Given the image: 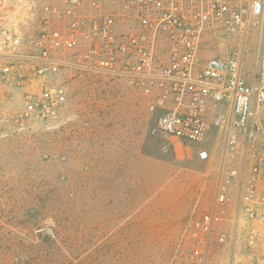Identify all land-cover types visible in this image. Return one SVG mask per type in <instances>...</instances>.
<instances>
[{
    "label": "rangeland",
    "instance_id": "obj_1",
    "mask_svg": "<svg viewBox=\"0 0 264 264\" xmlns=\"http://www.w3.org/2000/svg\"><path fill=\"white\" fill-rule=\"evenodd\" d=\"M65 5L0 0V27L29 48L69 20L59 17ZM252 43L248 69L257 36ZM223 44L206 41L202 55L226 54ZM24 73L23 88L0 78V95L10 96L0 115V264H249L233 255L232 241L213 243L207 260L196 255L197 222L222 167L249 166L242 155L226 157L220 130L202 144L178 142L155 130L162 111L124 78L75 69L40 76L28 64ZM29 93L41 97L32 111ZM50 95L54 117L43 108ZM201 148L209 159L199 158Z\"/></svg>",
    "mask_w": 264,
    "mask_h": 264
},
{
    "label": "built area",
    "instance_id": "obj_2",
    "mask_svg": "<svg viewBox=\"0 0 264 264\" xmlns=\"http://www.w3.org/2000/svg\"><path fill=\"white\" fill-rule=\"evenodd\" d=\"M65 4L59 17L69 20L49 25L29 48L19 32L0 27V78L23 88L26 64L40 76L75 69L121 77L162 111L155 130L168 138L202 144L220 130L226 157L242 155L249 166L222 167L215 200L197 222L196 255L207 260L213 243L239 241L250 254L249 264H264V0ZM254 36L258 51L248 69ZM212 39L223 41L227 53L204 57V44ZM26 97L27 111L41 102L35 94ZM48 97L43 108L54 117L58 102ZM9 101V95H0V115ZM211 154L207 148L198 151L202 160ZM227 222L240 234L220 227Z\"/></svg>",
    "mask_w": 264,
    "mask_h": 264
},
{
    "label": "crops",
    "instance_id": "obj_3",
    "mask_svg": "<svg viewBox=\"0 0 264 264\" xmlns=\"http://www.w3.org/2000/svg\"><path fill=\"white\" fill-rule=\"evenodd\" d=\"M178 142H181V141H178ZM233 193H234V190H233ZM234 194H235V197H237L236 192ZM230 215L231 216L234 215V212H230ZM222 225H223V227H226L230 230H234L237 232V234H240L239 228L236 225H234L233 222H227L226 224H221L220 227H222ZM232 242L235 244L234 251L236 250L235 252H233L234 256H236L238 259H247L250 257V254L247 251H244V253H243L244 255L241 257V254H239V251H238L239 247L241 248V243L239 241H232ZM237 261H238L237 259H234V264H240Z\"/></svg>",
    "mask_w": 264,
    "mask_h": 264
}]
</instances>
